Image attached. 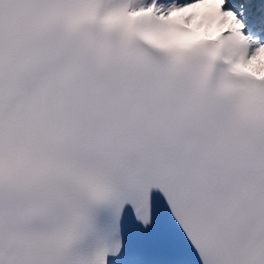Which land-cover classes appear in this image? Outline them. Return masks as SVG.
I'll return each mask as SVG.
<instances>
[{
	"label": "snow or ice",
	"instance_id": "snow-or-ice-1",
	"mask_svg": "<svg viewBox=\"0 0 264 264\" xmlns=\"http://www.w3.org/2000/svg\"><path fill=\"white\" fill-rule=\"evenodd\" d=\"M0 264H264V0H0Z\"/></svg>",
	"mask_w": 264,
	"mask_h": 264
}]
</instances>
